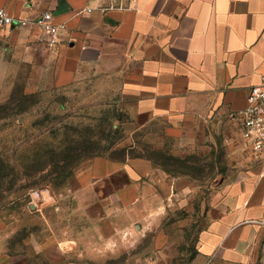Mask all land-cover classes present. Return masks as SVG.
Returning a JSON list of instances; mask_svg holds the SVG:
<instances>
[{
  "label": "crops",
  "instance_id": "1",
  "mask_svg": "<svg viewBox=\"0 0 264 264\" xmlns=\"http://www.w3.org/2000/svg\"><path fill=\"white\" fill-rule=\"evenodd\" d=\"M0 6L21 16L51 10L66 25V39L54 47L36 26L0 29V101L25 82L26 67L27 82L46 77L68 88L95 81L100 98L128 100L130 114L144 115L139 127L146 126L154 149L177 154L200 145L232 122L229 113L243 108L250 87L264 78V0H0ZM86 161L77 172L86 185L113 173L128 176L114 193L129 209L141 201L142 180L152 188L151 204L188 185L186 173L146 156ZM214 195L219 213L202 233L204 251L264 264V155L234 179L224 177ZM9 257L0 252V264Z\"/></svg>",
  "mask_w": 264,
  "mask_h": 264
},
{
  "label": "rangeland",
  "instance_id": "2",
  "mask_svg": "<svg viewBox=\"0 0 264 264\" xmlns=\"http://www.w3.org/2000/svg\"><path fill=\"white\" fill-rule=\"evenodd\" d=\"M31 69L20 76L25 82L13 84V101L3 108L8 115L0 118L5 264H237L201 246L219 213L212 205L219 199L215 189L261 160L243 147L233 122L220 124L200 145L176 150L182 159L173 166L187 174L184 190L171 188L151 204L152 188L142 180L141 201L129 209L114 193L126 174L86 185L77 172L86 168L88 152L120 157L131 144L134 153H152L146 126L139 127L144 115L130 114L128 100L100 98L95 81L68 88L46 77L27 82Z\"/></svg>",
  "mask_w": 264,
  "mask_h": 264
},
{
  "label": "built area",
  "instance_id": "3",
  "mask_svg": "<svg viewBox=\"0 0 264 264\" xmlns=\"http://www.w3.org/2000/svg\"><path fill=\"white\" fill-rule=\"evenodd\" d=\"M8 26L17 28L36 26L42 31V39L50 47L66 39L65 23L57 21L51 10L21 16L12 13L5 6H0V29ZM229 118L238 129L243 147L262 157L264 155V78L250 87L246 105L231 111Z\"/></svg>",
  "mask_w": 264,
  "mask_h": 264
},
{
  "label": "trees",
  "instance_id": "4",
  "mask_svg": "<svg viewBox=\"0 0 264 264\" xmlns=\"http://www.w3.org/2000/svg\"><path fill=\"white\" fill-rule=\"evenodd\" d=\"M13 98H14V90L12 91L11 95L4 102L0 103V118L8 115V112H6V113L3 112V108L5 106H7L11 101H13ZM116 118H119V117L116 116ZM115 125L116 124L113 123V126H115ZM128 147H129V149H128ZM122 150L123 151L125 150V152L120 157H113V156L106 155V154H100V155H106L110 158L118 159V160H124L127 156H131V157H134V156L145 157L146 156L148 158H151L155 163L159 164L160 166L164 167L165 169H167L169 171H183L180 167L173 166L175 163L181 161L182 158L179 155H177V154H175L169 150L165 151L162 149H154L153 148V152L148 154V155L145 153H142V152L134 153L133 152V145H131V144L129 146H127V148L124 147V149H122ZM94 155L95 154H93L92 152H88V153L84 154L82 157H91ZM80 161L75 162V166L73 167V170L80 163ZM73 170L71 172H73Z\"/></svg>",
  "mask_w": 264,
  "mask_h": 264
}]
</instances>
